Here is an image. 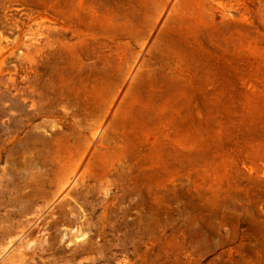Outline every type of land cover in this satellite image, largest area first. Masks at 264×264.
Returning a JSON list of instances; mask_svg holds the SVG:
<instances>
[{
  "label": "rangeland",
  "instance_id": "obj_1",
  "mask_svg": "<svg viewBox=\"0 0 264 264\" xmlns=\"http://www.w3.org/2000/svg\"><path fill=\"white\" fill-rule=\"evenodd\" d=\"M0 264H264V0H0Z\"/></svg>",
  "mask_w": 264,
  "mask_h": 264
}]
</instances>
